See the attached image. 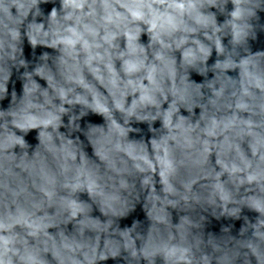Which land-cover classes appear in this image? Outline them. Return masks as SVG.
I'll return each mask as SVG.
<instances>
[{"label": "clouds", "instance_id": "1", "mask_svg": "<svg viewBox=\"0 0 264 264\" xmlns=\"http://www.w3.org/2000/svg\"><path fill=\"white\" fill-rule=\"evenodd\" d=\"M0 264H264V0H0Z\"/></svg>", "mask_w": 264, "mask_h": 264}]
</instances>
